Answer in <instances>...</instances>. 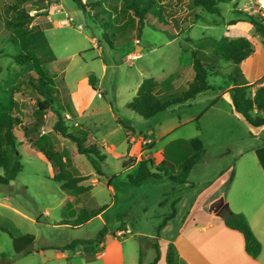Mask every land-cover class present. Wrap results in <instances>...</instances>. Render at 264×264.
<instances>
[{"label": "rangeland", "instance_id": "1", "mask_svg": "<svg viewBox=\"0 0 264 264\" xmlns=\"http://www.w3.org/2000/svg\"><path fill=\"white\" fill-rule=\"evenodd\" d=\"M94 1L85 0L84 3ZM247 2L221 1L217 4L219 13H207L194 7L191 0H157L155 6L161 7L160 15L148 17L138 29L135 18L124 8V0H103L99 5L92 4V10L87 9L80 21L69 16V11L76 7L72 0H0V100H12V113L20 119L14 135L21 165L13 180L0 184V264H103L106 260L86 257L89 250L102 252V248L97 247L100 239L105 243L110 240L107 248L115 253H119L121 248L125 264H138V249L143 252L145 262L150 259L152 244L158 250L162 242L150 243V239L140 233L154 234L165 213L170 212V207L160 196L167 189L159 186L168 182L170 169L165 168L163 173L153 168L151 172L158 175L156 178L148 177L136 185L131 184L126 175L135 174L137 168H126L125 173H119L122 161L115 158L116 154L108 153L105 147H115L123 139L128 122L134 135H138L139 130L146 136L150 135L148 119L135 115L142 120L137 121L127 108L137 83L144 77L160 81L171 74L177 91L185 88L192 73L190 51L196 48L205 51L214 39L223 35L233 38L231 31L225 32L224 22L238 15L232 10L234 6L241 9ZM12 7L27 9L33 16L29 26L40 30L36 46L31 50L43 59L36 76L43 78L53 93H58L52 104L61 103L72 117H66L63 111L64 117L68 118V129L76 130L75 122L82 128L86 127L96 143L95 138L103 139L101 145L97 143L102 162L95 159L100 164V175H94L99 182L89 184L88 193L80 199L69 190L62 189L59 182L51 178L53 174L46 158L22 141L24 126L36 121L39 133L45 132L48 138L49 135L57 136L54 138V150H59L65 160L63 169L59 171L63 170L69 176H80L74 173L95 174L88 157L76 153L70 140L50 130L55 119L53 112L37 116L35 99L40 96L26 82L33 65L27 62L21 66L13 59V55L23 51L6 24L12 18ZM169 23L183 27L173 38L165 28ZM202 35L207 39H201ZM188 37L192 41H188ZM135 38L141 46L137 52L134 51ZM210 55H198L206 65L207 82L213 85L227 83V78L220 76L228 71V58L219 57L218 66L213 70ZM89 74L95 81L94 91L87 81ZM221 79L222 83H218ZM246 94L250 96L248 91ZM205 96H209L208 93ZM103 103L111 106V111L123 124L121 127L115 125L110 110ZM97 106L100 109L96 111ZM217 122L220 123L217 127L220 132L218 143L213 138L218 124L213 122L209 125L206 121L199 124L203 128L200 134L206 140L204 149L207 152L202 168L208 171L216 151L222 152L226 148L223 141L227 142L228 126L232 124L226 116ZM184 129L189 130V127ZM156 147L153 145L151 148ZM108 177L109 186L106 183ZM148 184H156L158 189L147 188ZM104 205L102 214L73 226L77 218H83L82 213H77L79 209L90 212ZM116 229L126 232L114 237ZM24 234L33 237L32 243L27 252L17 254L12 249L11 238ZM75 241L79 243L73 250L66 248ZM60 251L66 254L77 251L78 254L66 260L56 256Z\"/></svg>", "mask_w": 264, "mask_h": 264}, {"label": "crops", "instance_id": "2", "mask_svg": "<svg viewBox=\"0 0 264 264\" xmlns=\"http://www.w3.org/2000/svg\"><path fill=\"white\" fill-rule=\"evenodd\" d=\"M247 1L241 9L234 6L232 10H253L252 7L255 4V0ZM76 9L78 8L75 7L74 10ZM237 14L236 18L242 16L240 13ZM224 26L225 32L231 31L233 33L231 37L243 36L251 44L252 51L239 63V73L235 79L236 83L251 85L247 89L251 97L254 89L260 85L259 80L264 78V41L254 33L251 25L245 21H237L234 24H227V21H225ZM165 28L169 29L167 32L171 38L179 34V29H183V27H174L170 23ZM201 39L205 40L207 38L202 35ZM135 40L138 41L137 38L133 39L134 42ZM187 40L192 41L189 37ZM214 40L210 43V47L206 48V50L204 49L205 51L199 48L192 50H197L198 55L211 54V59L213 58L211 51ZM138 43L139 41L135 42V52L141 49ZM132 56H135V54L132 53ZM218 58L211 59L213 70L215 66H218ZM233 69V65L229 60L227 73L220 76L221 78L225 76L228 80L227 83L223 82V85H213L208 82L210 88L196 94L191 99L167 107L149 118H143L149 121L147 122V129H149L148 134L150 135L146 136L140 130L138 135H134L135 133L128 122L123 139H120L115 147H105L108 153L116 154L117 157L115 158L119 162L122 161L121 167L125 158H131V161L127 162L128 169H131V167L137 168L140 160L149 159L151 169L155 168L158 172L164 173L166 172L165 168H169L170 173L167 174V178H169V175H175L179 164L191 154V139L195 138V136L198 137L202 146L201 155L191 167L184 182L172 183L168 179V182L159 185L167 189L160 196L163 197V203L169 206L170 210L171 206L173 207V213L165 220L164 225L157 233L155 232L151 235L140 233L148 237L150 243H157V241L162 243L156 251L155 244H152L153 254H151L147 262L143 260V252L138 249V253L136 254L138 264H149L156 254L158 257L152 264H165L168 246L173 253V264H264V125L257 127L250 126L239 113L234 111L229 93V89L235 83L229 79V76L233 74ZM190 70L192 71L191 63ZM169 75L160 81H156L165 86L166 78ZM171 83L178 90L174 80H171ZM218 83H222V79L218 80ZM138 84L139 82L136 86ZM90 89L94 91L91 87ZM205 93H208L209 96H205ZM103 106L110 110V115L115 121V125L121 127L123 124L117 114L111 111V106L106 103H103ZM98 109H100L99 106L96 107V111ZM64 112L66 117L72 118L68 115L65 107ZM130 113L134 115L132 118L137 119L134 112L130 111ZM223 116H226L227 119L229 118L233 125L228 126L227 142L223 141L226 148L222 152L220 150L216 151L217 155L213 157V161H210L209 164L212 167L208 171L206 168H202L207 152L204 149L206 140L204 141L200 134L203 128L199 124H203L205 121L209 125L213 122V124H218L213 131L214 142L218 143L220 141V132L217 127L220 126V123L217 121ZM137 121L142 122V120L138 119ZM75 124L73 122V125ZM186 126L189 127V130L184 129ZM55 137L57 136L49 135L53 146L55 145ZM95 140L97 143L100 142L99 144L101 145V140L103 139L101 137L100 139L95 138ZM142 140L146 142L143 143ZM22 141L28 143L30 147L35 148L24 138ZM153 145L157 147L151 148ZM220 146L222 145L218 147ZM113 148L119 150L114 151ZM61 161L65 162L63 155H61ZM162 161L164 162L162 163ZM198 165L201 169H199ZM128 169L122 170L120 168L118 172L125 173ZM230 171H232V176L228 181L227 178ZM74 174L88 176L87 179L79 182L83 186L99 182L98 178L94 177V175H97L96 173ZM112 177L113 175H111ZM100 179H103V177ZM109 180L110 178L108 177L106 180L108 181L106 182L107 186H109ZM89 188L82 193L73 195L77 199H80L82 195L88 193ZM147 188H155L157 190L158 186L156 184L149 186L148 184ZM68 198L67 202L69 201ZM83 202L86 204V201ZM219 204H224L229 211L241 213L245 217L248 226L260 244V251L257 256L251 257L245 253L241 234L236 230L227 228L223 224L221 215L216 212ZM102 213L103 211L99 212L96 216ZM168 213L166 212L165 214ZM124 232L126 230L116 229L114 237L121 236ZM114 237L112 239L115 240L116 238ZM109 242L110 240L106 243L102 239L98 240L97 247L102 248V252L89 250L86 253V257L102 261L106 260L103 264H125L121 248H119V253H115L112 249L107 248ZM116 243H120V241H116ZM77 254V251H74L72 254L60 251L56 253V256L70 260Z\"/></svg>", "mask_w": 264, "mask_h": 264}, {"label": "trees", "instance_id": "3", "mask_svg": "<svg viewBox=\"0 0 264 264\" xmlns=\"http://www.w3.org/2000/svg\"><path fill=\"white\" fill-rule=\"evenodd\" d=\"M72 1L76 7L81 9L84 13L87 9L92 10V4L99 5L103 0H95L89 4L81 3L79 0ZM221 1L225 0H191V3L194 7L207 13H219L217 4ZM156 2L157 0H124V8L135 18L139 29L143 21L148 17L160 15L161 7H156ZM11 10L13 11L12 18H10L6 24L9 26L13 39L17 41L18 46L23 51L22 53L13 55V59L21 66L27 62L33 65V71L27 74L26 82L31 89L40 96V98L35 99L37 116L52 111L55 119L50 130L60 137L70 140L74 145L76 153L88 157L93 165L94 172L100 175V164L95 160L100 159L99 162H102V156L98 151L99 145L93 140L86 127L82 128L76 124L73 125L74 128H77L76 130L68 129L66 122L68 118L63 115V106L61 103H56L55 106L52 104L54 101L53 98H58V93H53L49 89L48 83L43 78L36 76V70H40L39 65L43 59L42 57L35 56L31 51L32 48H35V40L40 33V30L36 26H29L33 16L24 8L12 7ZM236 11L242 14V16L228 20L227 24L245 21L251 25L254 33L264 41V18L260 17L256 12L247 9ZM167 30L169 29L167 28ZM251 51L252 47L247 38L243 36L234 38L221 36L214 40L211 53L213 58L227 57L230 60L234 69L229 79L235 82L239 73V63L247 57ZM190 55L192 69L191 79L184 89L177 91L174 88L171 83V74L166 78L165 86L161 85L153 78L145 77L139 82L134 95L127 103V108L142 118H149L167 107L189 100L196 94L209 89L210 86L207 82L208 71L205 62L198 57L197 51L191 50ZM211 59L209 60L212 62ZM87 81L90 87L94 89V79L92 75L89 74ZM249 87H251L249 84L233 83V86L229 89L231 105L234 111L239 113L250 126L257 127L264 125V86H257L251 97L246 94ZM12 108V100H0V184L3 185L13 180L17 172L21 169L14 135V128L17 124H20V119L13 115ZM22 134L24 139L46 158L52 170L53 175L51 178L58 181L62 189L69 190L72 194H78L86 191L90 187V185L83 186L79 184L80 181L87 179L88 176H69L63 172V170L59 171V169H63L60 152L54 150L53 143L45 132L39 133L36 121L26 124ZM190 144L192 153L179 164L178 173L168 176L173 183L184 182L191 167L197 162L201 155L202 146L196 137L190 140ZM92 156L93 159H90ZM128 161H131V158H126L125 161H123L122 170L127 168ZM163 162L164 161H162V163ZM57 170L58 172L55 173ZM156 176L158 175L151 172L150 160L143 159L138 162L136 173L133 175L127 174L126 178L128 182L136 185L148 177L156 178ZM231 176L232 171L228 174V181L231 179ZM104 208L105 205L91 210L90 212H87L83 208L79 209L77 213H82L83 218H77V223L73 225H80L86 222L96 216ZM216 212L221 215L223 224L227 228L236 230L241 234L245 253L251 257L257 256L260 251V244L253 235L245 217L241 213L229 211L224 204H221ZM172 213L173 207L171 206L170 212L164 216L163 220H161L156 227V233ZM32 240L33 237L30 234L12 237L11 242L13 251L17 254L27 252ZM77 243L79 242L75 241L73 244L66 246V248L73 249L74 245ZM156 250L155 248V251ZM172 254V250L168 246L165 255V264H173ZM157 257L158 255L156 254L149 264L154 263ZM3 262H6V260Z\"/></svg>", "mask_w": 264, "mask_h": 264}, {"label": "built area", "instance_id": "4", "mask_svg": "<svg viewBox=\"0 0 264 264\" xmlns=\"http://www.w3.org/2000/svg\"><path fill=\"white\" fill-rule=\"evenodd\" d=\"M80 2L84 3L85 0H79ZM253 12H256L260 17L264 18V0H255V7L252 10ZM135 42H138L135 40ZM259 84L261 86H264V78H261L259 80ZM143 143H145V140H142ZM121 233V232H120Z\"/></svg>", "mask_w": 264, "mask_h": 264}, {"label": "water", "instance_id": "5", "mask_svg": "<svg viewBox=\"0 0 264 264\" xmlns=\"http://www.w3.org/2000/svg\"><path fill=\"white\" fill-rule=\"evenodd\" d=\"M69 16L71 17V18H74L76 21H80L82 18H83V12H82V10L81 9H76V10H73V11H69ZM221 204H219V206H220ZM218 206V207H219ZM217 207V208H218ZM217 208H216V210H217Z\"/></svg>", "mask_w": 264, "mask_h": 264}]
</instances>
